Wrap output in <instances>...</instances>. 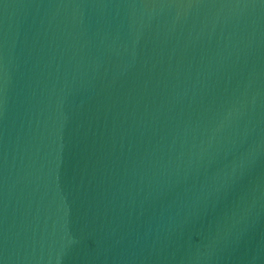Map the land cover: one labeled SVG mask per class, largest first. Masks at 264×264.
Wrapping results in <instances>:
<instances>
[{
    "label": "water",
    "instance_id": "obj_1",
    "mask_svg": "<svg viewBox=\"0 0 264 264\" xmlns=\"http://www.w3.org/2000/svg\"><path fill=\"white\" fill-rule=\"evenodd\" d=\"M0 264H264V0H0Z\"/></svg>",
    "mask_w": 264,
    "mask_h": 264
}]
</instances>
